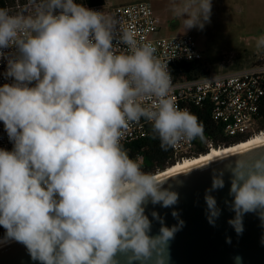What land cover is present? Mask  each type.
<instances>
[{
  "label": "clouds",
  "instance_id": "clouds-1",
  "mask_svg": "<svg viewBox=\"0 0 264 264\" xmlns=\"http://www.w3.org/2000/svg\"><path fill=\"white\" fill-rule=\"evenodd\" d=\"M30 5L28 14L0 7V59L12 81L0 86V122L13 144L0 148V246L20 243L39 264H121L120 257L124 264H170V242L185 221L173 210L177 223L168 226L146 208H174L179 193L165 187L170 178L145 171L122 140L143 119L167 151L205 140L204 125L175 103L168 63L151 42L76 0ZM169 10L183 33L203 30L212 0H169ZM255 47L264 50V35ZM225 160L205 190L207 222L215 227L221 216L212 193L228 174V225L242 235L253 213L264 227V146L198 169ZM153 221L160 225L155 235ZM233 260L242 264L240 256Z\"/></svg>",
  "mask_w": 264,
  "mask_h": 264
},
{
  "label": "built area",
  "instance_id": "built-area-1",
  "mask_svg": "<svg viewBox=\"0 0 264 264\" xmlns=\"http://www.w3.org/2000/svg\"><path fill=\"white\" fill-rule=\"evenodd\" d=\"M113 16L120 26L132 30L138 40L151 42L156 48V56L167 64L172 75V97L180 108L203 107L210 105V117L223 127L227 138L243 137L249 139L261 132L258 125L260 98L264 93V63L232 73L207 75L201 78L176 81L173 76V65L177 62H194L202 58L194 37L189 34L172 36L160 35L161 21L155 15L148 1H137L114 7L86 6ZM11 14L31 12L30 0H12L7 6ZM123 45L120 50H124ZM11 51L10 49H6ZM6 60L0 59V86L11 83L6 78ZM149 122L141 119L133 123L122 140L123 146L146 137ZM13 147L3 122H0V148L11 150ZM213 142L206 141L207 151L213 148ZM220 147V146H219ZM216 147V148H219ZM169 160L174 163L191 159L198 153L196 140L181 142L170 148ZM136 158L142 160L140 155Z\"/></svg>",
  "mask_w": 264,
  "mask_h": 264
},
{
  "label": "water",
  "instance_id": "water-1",
  "mask_svg": "<svg viewBox=\"0 0 264 264\" xmlns=\"http://www.w3.org/2000/svg\"><path fill=\"white\" fill-rule=\"evenodd\" d=\"M244 141L246 140L223 147L234 146ZM259 146H264V144ZM229 162V160L218 161L210 168L198 169L209 163L207 162L159 179L164 181L170 178L165 187L171 185L173 190L179 193L178 204L174 208H162L159 205L149 204L146 214L151 219V212L157 211L164 217L165 223L171 226L177 223L171 215V212L176 210L180 213V218L185 221L183 229L178 231L170 242V264H234L235 256L242 257V264H264V245L260 242L261 237L264 236V227L261 226L257 215L253 213L245 215L244 232L239 236L227 223L234 216V213L224 203L226 199L231 200L228 195L230 188L228 174L224 177L225 187L212 193L221 208V216L216 226L212 227L205 217L204 195L205 190L211 186V171L214 168H223ZM190 170L192 171L187 173ZM159 227V223L153 221L151 234H157ZM227 237L231 238V243L226 242ZM120 261L124 264V257H120ZM0 264H39V262L31 259L24 245L13 241L0 247Z\"/></svg>",
  "mask_w": 264,
  "mask_h": 264
},
{
  "label": "rangeland",
  "instance_id": "rangeland-1",
  "mask_svg": "<svg viewBox=\"0 0 264 264\" xmlns=\"http://www.w3.org/2000/svg\"><path fill=\"white\" fill-rule=\"evenodd\" d=\"M137 1L142 0H106V5L111 7ZM143 1L151 4L160 19V35L185 34L181 20L174 18L169 10V0ZM186 33L194 37L202 54L199 61L210 75L232 73L262 64L264 50L256 49L255 40L264 35V0H212L210 23L203 30L193 28Z\"/></svg>",
  "mask_w": 264,
  "mask_h": 264
},
{
  "label": "trees",
  "instance_id": "trees-1",
  "mask_svg": "<svg viewBox=\"0 0 264 264\" xmlns=\"http://www.w3.org/2000/svg\"><path fill=\"white\" fill-rule=\"evenodd\" d=\"M85 6H104V0H76ZM12 3V0H0V7H6ZM173 76L176 81H187L192 79L201 78L209 75L208 70L200 61L194 62H177L173 65ZM264 90V85H263ZM191 113L196 115L200 122L204 125L206 139L201 141L196 139L198 146V153L205 154L207 152L206 141L213 142L214 148L232 145L239 141L246 140L245 138H227L224 136L223 127L210 117V105L205 103L203 107H192ZM258 125L260 130H264V93L260 98L259 111H258ZM128 150L129 155L136 159L137 155L142 157L139 160L143 165V169L155 175L158 172L164 171L167 167L174 165L173 161L169 160L170 149L164 151L160 147L158 139L153 138L151 124L148 126L146 137L137 140L124 146ZM4 235V229L0 227V237Z\"/></svg>",
  "mask_w": 264,
  "mask_h": 264
},
{
  "label": "bare ground",
  "instance_id": "bare-ground-1",
  "mask_svg": "<svg viewBox=\"0 0 264 264\" xmlns=\"http://www.w3.org/2000/svg\"><path fill=\"white\" fill-rule=\"evenodd\" d=\"M262 144H264V131L249 139H246V141L244 142L235 144L234 146L210 148L206 154H201L197 157H193L191 159H185L183 161L177 162L173 166L168 167L165 171L159 172L154 176L156 177V179L159 180L166 176H170L175 173L182 172L197 165L213 161L218 157H224L229 154L250 149Z\"/></svg>",
  "mask_w": 264,
  "mask_h": 264
},
{
  "label": "crops",
  "instance_id": "crops-1",
  "mask_svg": "<svg viewBox=\"0 0 264 264\" xmlns=\"http://www.w3.org/2000/svg\"><path fill=\"white\" fill-rule=\"evenodd\" d=\"M105 1V5L104 6H106L107 7V5H106V0H104ZM116 6H118V5H116ZM111 7H114V6H111Z\"/></svg>",
  "mask_w": 264,
  "mask_h": 264
}]
</instances>
